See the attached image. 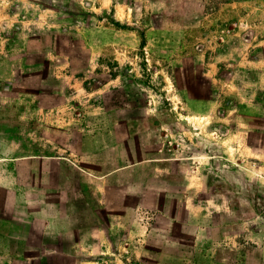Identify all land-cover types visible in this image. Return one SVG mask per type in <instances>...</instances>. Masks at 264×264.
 <instances>
[{"label":"rangeland","instance_id":"374dc122","mask_svg":"<svg viewBox=\"0 0 264 264\" xmlns=\"http://www.w3.org/2000/svg\"><path fill=\"white\" fill-rule=\"evenodd\" d=\"M231 1L0 0V178L15 183H0V219L53 214L61 179L96 199L77 163L159 158L109 179L131 185L127 218L141 198L153 221L151 250L131 263L264 264V117L249 78L264 35L219 11ZM31 199L46 205L29 212ZM79 250L0 264H79Z\"/></svg>","mask_w":264,"mask_h":264},{"label":"crops","instance_id":"0c3cea01","mask_svg":"<svg viewBox=\"0 0 264 264\" xmlns=\"http://www.w3.org/2000/svg\"><path fill=\"white\" fill-rule=\"evenodd\" d=\"M258 4L263 6L264 2L255 3L254 0H233L221 4L219 11L225 13L227 19L237 16H239L238 18H249L251 26L255 29L254 33L264 35V24L257 22L264 18V11H258ZM5 9L7 8L5 7ZM0 12L3 11L0 9ZM255 19L258 20L254 22ZM242 28L245 27H236L235 29L240 31ZM251 32L253 33L252 30ZM261 68L264 67L260 66L261 71H253L256 75L252 74L249 78L252 87L255 89L253 98L256 97L251 103L256 105V110H260L263 113L261 116H256L263 118L264 93L263 91H258L259 87H263L264 84V70ZM207 74L210 75L211 73ZM248 121L246 120V124L250 126L251 123ZM5 122L8 124L10 121ZM112 144L114 145L115 143ZM112 144H108L106 147H111ZM112 148L116 149L115 146ZM91 154L93 153L91 152ZM85 155L89 156L88 154ZM42 156L44 157V155H38L37 158H43ZM158 159H142L118 164L113 168H106L103 172L93 171L87 166L76 162L78 164H76V169L79 168L83 173L89 175L91 180L97 182L93 185L95 192L98 193L96 199L89 195L81 185H78V182L66 184L61 179V182L56 186V199L52 203L48 202L49 205L54 207L53 214L33 215L24 218L6 216L0 219V248L5 250L0 252V255L16 254V256L32 255L35 257L45 256L47 252H50L54 257H63L65 255L68 256L64 250L70 247L82 251L79 250L83 256L79 264H132V259L136 263L137 260L151 250L147 242L150 239L151 232L149 224L153 221L145 220L143 216H140V212L136 211V209L142 207L141 198L135 202L133 217L127 218L123 207L128 194L127 188H131V185L127 184V182L109 183V179L126 170L131 171L133 170L132 168L139 170L140 167L146 164V161L150 160L155 161V169H162V165L157 161ZM69 166L72 165L69 164ZM155 174L158 175L159 173L156 172ZM161 174L168 173L163 172ZM141 178L142 176L139 174L134 179L138 180ZM0 183L5 185L6 188L15 187L12 175L9 178L7 176L4 180L0 178ZM112 191L118 194L119 201L116 204L110 200L109 194ZM34 200L40 201V199ZM34 200H29V212L34 211L37 204L39 207H45L46 201L44 199L41 200V202L43 201L42 206H40L39 202H32ZM79 201H83V207H79ZM149 206L158 208L155 204ZM111 208L112 211L110 210ZM80 211H85L92 216L82 219L79 216ZM112 213H116V215L110 216ZM214 223L209 221V227ZM200 230L204 232L206 228L200 227ZM204 239H211V237L204 234L201 237L199 236V241ZM15 242L26 244L14 248ZM28 245L34 249L28 248ZM57 264L62 263L58 262Z\"/></svg>","mask_w":264,"mask_h":264}]
</instances>
